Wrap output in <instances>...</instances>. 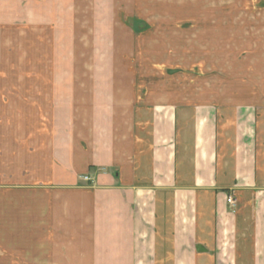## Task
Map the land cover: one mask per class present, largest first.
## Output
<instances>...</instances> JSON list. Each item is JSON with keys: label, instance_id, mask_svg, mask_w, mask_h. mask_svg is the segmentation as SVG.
<instances>
[{"label": "crops", "instance_id": "crops-1", "mask_svg": "<svg viewBox=\"0 0 264 264\" xmlns=\"http://www.w3.org/2000/svg\"><path fill=\"white\" fill-rule=\"evenodd\" d=\"M64 2L2 0L0 24ZM145 66L140 91L0 74V264H264V93Z\"/></svg>", "mask_w": 264, "mask_h": 264}, {"label": "rangeland", "instance_id": "rangeland-1", "mask_svg": "<svg viewBox=\"0 0 264 264\" xmlns=\"http://www.w3.org/2000/svg\"><path fill=\"white\" fill-rule=\"evenodd\" d=\"M54 7L53 28L0 24V74L71 76L83 91L93 90L96 76L110 90L114 77L119 88L129 80L140 91L159 85L148 82L145 66L156 59L171 75L213 71L199 81L264 93V0H70ZM161 68L151 80L165 74ZM182 89H190L186 81Z\"/></svg>", "mask_w": 264, "mask_h": 264}, {"label": "built area", "instance_id": "built-area-1", "mask_svg": "<svg viewBox=\"0 0 264 264\" xmlns=\"http://www.w3.org/2000/svg\"><path fill=\"white\" fill-rule=\"evenodd\" d=\"M85 181H88L90 180L89 176H84L83 178ZM227 203L230 204V205H234L235 204V200L232 198V197H227L226 199Z\"/></svg>", "mask_w": 264, "mask_h": 264}]
</instances>
